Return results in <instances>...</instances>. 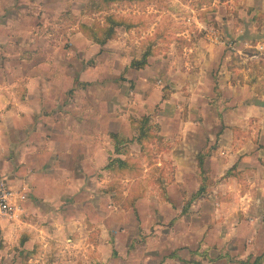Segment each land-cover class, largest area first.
Returning <instances> with one entry per match:
<instances>
[{
    "label": "clouds",
    "instance_id": "9594fccd",
    "mask_svg": "<svg viewBox=\"0 0 264 264\" xmlns=\"http://www.w3.org/2000/svg\"><path fill=\"white\" fill-rule=\"evenodd\" d=\"M22 3L31 18L22 11L23 22L0 26V189L9 193L0 194V264H143L161 233L145 229L143 248L125 256L124 243L140 237L117 231V218L201 188L193 209L209 208L203 247L223 248L229 264H264L254 211L264 200V76L237 80L228 98L207 95L198 37L214 5ZM223 7L237 34L248 25L264 47V0ZM225 206L243 218L225 223Z\"/></svg>",
    "mask_w": 264,
    "mask_h": 264
},
{
    "label": "crops",
    "instance_id": "0c3cea01",
    "mask_svg": "<svg viewBox=\"0 0 264 264\" xmlns=\"http://www.w3.org/2000/svg\"><path fill=\"white\" fill-rule=\"evenodd\" d=\"M32 2L34 0H29V3ZM52 3H54V0H42L41 7ZM22 11L26 17L31 18V12L27 11V5L22 3V0H0V26L6 25L9 21L13 23L17 21L23 22L24 17L20 15ZM38 19L39 16H37ZM251 58L255 60L250 59L246 61V59H243L248 64L238 72L232 71L231 68L230 71L228 69L223 70L225 68L221 67L216 77V83L212 78V72H208V65L204 66L202 64L198 70L201 71V74L207 81L209 88L207 95L209 97L218 95L221 98H228L230 90L236 86L237 80L243 82L247 76H251L254 79L264 76V56L261 53H254ZM254 64L259 66L260 71L258 73L251 71V68L256 66ZM136 71L138 70L133 69L134 73ZM135 79L136 76L133 75V80ZM171 99L169 97L170 101ZM175 103L178 106L181 102L176 101ZM197 105L198 107H204L203 102L199 100L197 101ZM171 106V104L165 105V107ZM216 135L217 140H219L220 134L217 133ZM181 164L186 167L187 161L181 160ZM205 167L206 161L202 157L201 169ZM200 191V194H193L189 200H187L188 193H185L183 197L177 195L174 197L173 205L157 208L151 213L141 214V212L133 210V214H125L118 217L117 221L121 223L117 231L127 229L130 234L140 237L138 242L127 241L124 243V255L128 256L134 252L137 243L141 249L143 248L145 229H147V235H154L159 230L161 240L152 248L143 251L141 256L143 264H229L223 248L218 250L215 244L209 249L203 247V242L207 237L210 226L208 225V206L193 209V204L201 198L204 189L201 188ZM257 198H259L258 193ZM249 211H251V208H249ZM254 211L261 218H264V200H261L260 205ZM243 212L244 209L242 207H235L233 209L232 207L225 206L221 209L220 219L227 223L233 216L243 218ZM201 229L204 230L203 234L198 236L197 232ZM110 234L115 235L114 233ZM229 250L234 249H231L229 245ZM111 255L112 261L121 259L118 251L113 250ZM137 255H140V253L138 252Z\"/></svg>",
    "mask_w": 264,
    "mask_h": 264
},
{
    "label": "rangeland",
    "instance_id": "374dc122",
    "mask_svg": "<svg viewBox=\"0 0 264 264\" xmlns=\"http://www.w3.org/2000/svg\"><path fill=\"white\" fill-rule=\"evenodd\" d=\"M226 3L227 0H198L197 3V8L204 4L214 5L208 13L212 17V23L200 29L201 34L198 40L202 44L201 51L205 59L209 60L208 72H212L215 83L221 67L225 68L223 70L230 71L231 68L232 71L238 72L248 64L243 59L255 60L251 58L254 53H261L264 56V47H261V42L259 40L255 42L259 37H251L247 31L248 25H244V32L237 34V24L231 23L232 17L223 7ZM237 23L242 24L243 22L238 21ZM254 65L256 66L252 67L251 71L258 73L259 66Z\"/></svg>",
    "mask_w": 264,
    "mask_h": 264
},
{
    "label": "trees",
    "instance_id": "16d2710c",
    "mask_svg": "<svg viewBox=\"0 0 264 264\" xmlns=\"http://www.w3.org/2000/svg\"><path fill=\"white\" fill-rule=\"evenodd\" d=\"M110 37H111V29H109L108 32L105 33L104 39H108ZM100 42L103 43L104 41L101 40ZM144 63H146V60L144 58H142L141 61H139V62L134 61L133 62V69H135V70L142 69L143 66H144ZM145 123H146V121H145ZM198 160H199V164H200V167H201V165H202V157H199ZM200 193H201V191L199 193H197V194H200Z\"/></svg>",
    "mask_w": 264,
    "mask_h": 264
},
{
    "label": "built area",
    "instance_id": "2783aa9c",
    "mask_svg": "<svg viewBox=\"0 0 264 264\" xmlns=\"http://www.w3.org/2000/svg\"><path fill=\"white\" fill-rule=\"evenodd\" d=\"M0 194H2V195H7V194H9L8 193V191H7V188L5 187V188H3V189H0ZM3 201L2 200H0V210H4V211H6V209H2V205H3Z\"/></svg>",
    "mask_w": 264,
    "mask_h": 264
}]
</instances>
